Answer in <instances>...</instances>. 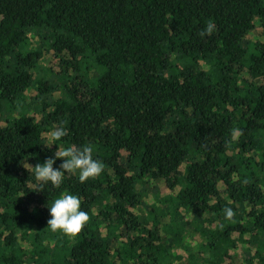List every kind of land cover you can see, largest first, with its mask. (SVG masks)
<instances>
[{"label":"trees","instance_id":"obj_1","mask_svg":"<svg viewBox=\"0 0 264 264\" xmlns=\"http://www.w3.org/2000/svg\"><path fill=\"white\" fill-rule=\"evenodd\" d=\"M257 29L264 0H0V264H264ZM61 124L60 147L92 144L105 169L38 192L29 166ZM62 194L89 215L76 236L47 227Z\"/></svg>","mask_w":264,"mask_h":264},{"label":"clouds","instance_id":"obj_2","mask_svg":"<svg viewBox=\"0 0 264 264\" xmlns=\"http://www.w3.org/2000/svg\"><path fill=\"white\" fill-rule=\"evenodd\" d=\"M212 31L213 25L210 23L201 34L204 35ZM67 135L68 130L62 124L54 127L49 133V141L43 146L51 148L52 145H56L57 150L53 156L46 158L42 164H36L35 167L28 165L34 170L38 192L46 191V187L49 185L60 188L67 174L77 175L80 183L83 184L103 173L105 164L100 159L94 158V145L60 147L63 138ZM57 160H61L62 163L59 167H54ZM81 205V198L77 195L62 194L58 196L51 202L50 206L49 203L47 204L50 213L47 227L52 231H61L67 236H76L89 221V215L82 209ZM225 213L228 219H231L234 214L231 208L225 209Z\"/></svg>","mask_w":264,"mask_h":264},{"label":"rangeland","instance_id":"obj_3","mask_svg":"<svg viewBox=\"0 0 264 264\" xmlns=\"http://www.w3.org/2000/svg\"><path fill=\"white\" fill-rule=\"evenodd\" d=\"M247 40L248 41H251V42H255L257 40L264 41V36L262 35V31L259 30V29H257L256 31H254L252 34L249 35V37L247 38ZM42 63L46 67L52 68L54 70V72H56V73H59V72H61L64 69V66L61 63V57H58L53 50L46 52V56L42 60ZM34 95H36V92L33 90V91L30 92V98L33 97ZM56 96H59V94L56 93ZM159 185H160V190L162 192V195L163 196H167L170 193V190L167 187V184L165 182H160ZM221 189H222V191H225V188L222 185H221ZM177 191H179V188L177 189ZM148 193L150 194V196L146 199V202L149 204V203H151L152 188H150L148 190ZM141 215H142V220L145 223V226L146 227H150L151 224H150V221L147 218L148 217V211L146 210L145 207H142L141 208ZM184 217H186V219L187 218L188 219H191V217L189 218L185 213H184ZM162 221H163V224L165 222H168L167 219H163ZM187 237H189V234L187 235ZM188 239H189V241L187 240V243H186V246L187 247H183L181 249V252L180 253H182V254L185 253L187 255L186 252L188 251V248L191 249V250L196 251L197 250L196 248L203 241V239L200 238L197 235L190 236ZM26 243H25L26 244V247H28V249L30 250L29 243L28 242H26ZM240 259L241 258H237L235 260V263L236 264H240Z\"/></svg>","mask_w":264,"mask_h":264}]
</instances>
